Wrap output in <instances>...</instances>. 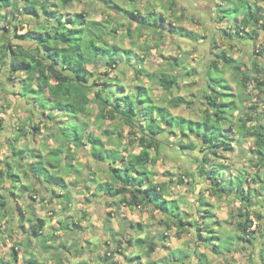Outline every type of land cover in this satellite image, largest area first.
<instances>
[{"label": "trees", "instance_id": "obj_1", "mask_svg": "<svg viewBox=\"0 0 264 264\" xmlns=\"http://www.w3.org/2000/svg\"><path fill=\"white\" fill-rule=\"evenodd\" d=\"M75 1L81 0H0V73L4 68V74L7 75L5 81L0 77V90L19 96L21 99L17 100L21 101L23 107L28 103L30 106L27 111L30 116L36 111L50 120L49 134L56 140V146L42 156L35 149L19 144L22 138L40 131V124L35 123L28 127L22 122L17 125L16 135L10 141L11 161H5V171H0L2 178L7 177L13 189L19 188L23 194L28 192L32 199H35L38 191L35 187V182L38 181L45 189L50 190L52 200L57 198L70 204L73 196L69 185L75 184V181L67 182L65 178L70 175H74L76 179L85 178L83 169L75 161L76 150L87 149L88 156L101 171L107 173L105 178L95 171L87 175L88 183L95 187L94 196L106 197L117 206H150L164 215L167 226L175 225L179 231L194 228L197 243L211 246L217 255L224 254V250L231 252L241 242L248 243L251 247L257 232L256 227H252L254 222L263 217L249 209L252 203L251 192L244 188L249 183L257 182L263 188V193L260 194L264 196V125L258 123L257 118L249 111L239 118L240 123H235L233 111L238 107L232 99L234 95L230 93V84L221 75L219 64L235 69L242 78L244 88L250 82L254 83L257 94H262L264 105V50L254 48L264 31V6L251 0H223L217 4L216 15L212 20L225 25L221 27L220 35L227 36L235 43L247 42L249 49L252 47L250 56L255 61L250 66L246 65L228 55L225 49H218L214 43L209 50L212 59L207 70L208 90L202 101L206 107L200 119L193 120L172 114L165 105L153 99L151 89L139 77L151 76L143 67V57L133 49L118 44L111 33L117 27L124 26L122 20L130 19L132 24H136L137 32H166L188 39L193 44L203 36L172 21L165 24L167 19L161 10H153L148 6L146 13H142L136 7L140 0H124L125 6L115 0H103L105 6L115 12V15L109 14L108 19L101 20L90 18L86 9L71 13L63 11L71 9ZM167 4L165 9L174 10L179 0H168ZM25 16L34 21V26L18 33L23 30L27 21ZM117 17L119 21L116 20ZM114 23L116 26H113ZM126 34L134 38L135 30L128 26ZM209 37V33L204 37L205 43ZM27 41H30L29 45H25L24 42ZM259 58L263 60L262 64L256 61ZM170 65L174 63L171 62ZM128 66L138 73L134 83L124 81L123 69ZM251 72L254 74L251 75ZM158 81L165 91H170L177 84L176 76L166 72L158 76ZM191 102L193 101L178 95L171 97L168 105L179 107ZM11 103L16 104L10 101L7 107ZM91 104L98 107L94 131L90 129L91 124L85 118L90 113ZM257 106L252 104L251 108L257 110ZM262 111L264 113V108ZM2 120L0 118V125H3ZM106 120L119 121V126H126L129 132L135 133L130 145L132 148L138 147L139 150H123L120 145L123 137L121 130L118 127L102 129ZM250 121L254 123L248 125ZM3 128H0V132ZM165 131L174 136L170 144L182 152L202 146L205 154L199 160L197 174L190 164L189 167L184 166V175L194 177L195 183L204 178L209 182L213 193L233 195L245 202L241 206V218L237 221L231 220L237 234L222 235L214 230L211 225L214 223V214L207 209V215H200L201 221H189L180 209L179 200L169 197L168 183L155 179L154 175L157 173L152 167L161 158V146L165 143L160 136ZM233 132L236 133V138L231 137ZM246 137L253 138L254 147L251 152L255 155L257 164L263 166L262 170L252 175L253 177L242 170L236 173L225 172L220 158L226 152L234 151L233 142L239 145L242 138ZM15 168L23 172L24 177L29 180L28 184L20 182V175ZM176 183H184L183 177H179ZM11 194H15L14 191ZM202 198L203 196H197L200 204L205 205ZM7 205L6 199L0 196V218L6 216ZM19 212L21 219L30 223L26 232L37 238L43 236L45 220L40 217L25 218L21 208ZM64 226L66 228L69 223L66 222ZM132 226L141 228L140 223ZM46 240L40 238V241ZM128 242L131 243V239ZM135 242H146L149 248L147 253L153 252L157 247V242L153 240L143 241L137 238ZM17 251V246L11 248V258L7 260L0 257V264H16ZM27 252L23 264H44L33 253ZM193 252L198 259L196 264H210L205 253H200L197 249ZM168 256L175 263L184 264L183 258L189 255L183 250L173 249ZM107 257L111 258L110 255ZM138 257L136 255L135 258ZM250 261L245 264H264V254L259 261L250 253ZM51 264L63 262L59 258L56 263Z\"/></svg>", "mask_w": 264, "mask_h": 264}, {"label": "rangeland", "instance_id": "obj_2", "mask_svg": "<svg viewBox=\"0 0 264 264\" xmlns=\"http://www.w3.org/2000/svg\"><path fill=\"white\" fill-rule=\"evenodd\" d=\"M115 1L125 6L124 0ZM167 1L140 0L136 3V7L142 13H146L148 6L153 10H161L167 19L165 24L172 21L174 24L182 25L188 30L199 33L203 37L198 42L193 44L188 39L176 35L172 36L166 32L161 34L158 31L149 30L137 32L136 24H132L130 19L122 20L121 23L124 26L117 27L116 31L111 34L118 44L133 49L140 57H143V67L151 76L141 75L139 77L143 84L151 89V95L155 101L165 105L172 114L198 120L206 107L202 101L204 93L208 90L207 70L212 59L209 50L212 49L213 44L216 43L218 49H225L228 55L249 66L252 65L251 62L255 61L254 57L250 56V51L253 50L252 47L249 49L247 42L235 43L233 40H229L227 36L220 35L221 27L225 25L214 22L212 17L216 15L217 4L223 0H179V4L174 10L164 8L168 7ZM251 2L264 6V0H251ZM84 9L88 10L90 18L95 20L108 19L109 14L115 15V12L105 6L103 0H95L94 2L89 0L75 1L71 9L63 11L71 13L81 12ZM207 9L208 13L204 11ZM24 19L27 20L24 23V28L18 33L34 26V21L30 18L25 16ZM116 20L119 21V17ZM113 26H116V23ZM128 26L135 30L134 38L127 36L126 28ZM208 33L210 37L206 44L204 37ZM24 43L29 45L30 41ZM254 48L264 50V31L254 44ZM175 58L179 60H174ZM259 59L256 61L262 64L263 60ZM171 62L174 65H170ZM219 66L222 71L221 75L227 79L231 86L230 93L234 95L231 98L235 100L238 107L233 111L235 123H240L239 118L244 117L249 111L254 118H257L258 123L264 125L262 94H257L254 83L250 82L244 88L242 78L235 69L225 67L221 63ZM4 70L3 68L0 73L2 81L7 79ZM123 71L125 83L136 82L135 77L138 73L135 69L128 66ZM165 72L175 75L177 78V84L170 91L163 90L159 85L158 76ZM250 74L253 75L254 73L251 72ZM178 95L193 102L179 107H170L168 100ZM17 99L21 98L11 92L4 93L0 90V105H2L0 118L3 119V125H0V128L4 127L0 132V171L3 172L5 171V161H11V138L16 135L17 125L22 124V122L28 127L38 123L41 130L36 131L35 135L22 138L19 141L20 145L25 144L29 149H35V152L42 156L56 146L55 139L49 134L51 130L50 120L41 116V113H36V111L31 113L32 118H30L31 116L27 111L30 105L27 103L23 107L21 101ZM10 101H14L16 104L12 105L11 103V106L7 107V103ZM5 104L6 106H3ZM252 104L258 105L257 110L251 108ZM97 112L98 107L91 104L90 113L85 116L91 124L90 129L93 131ZM253 123L250 121L248 125ZM114 127H118L123 134L121 148L129 151L132 148L130 143L135 137V133L129 132L126 126H119V121L106 120L102 125V129ZM103 137L105 138V136ZM160 137L164 139L165 144L161 146L163 149L161 158L152 169L157 173L154 175L156 180L168 183L170 187L169 197L179 200L180 209L189 221L195 219L201 221L200 215H207L208 213L205 212L207 209L214 214V223L211 224L214 230L222 233V235L225 233L237 234L238 231L231 220L237 221L241 218L240 210L245 202L233 195L215 194L206 179L201 178L199 183H195L194 177L183 174L184 166L189 167L190 164H192L194 173L197 174V165L204 153L202 146L198 145L193 150L182 152L170 144L174 136L169 131L163 132ZM231 137L236 138V133L233 132ZM232 145L234 151L226 152L224 157L220 158V163L225 167V172L236 173L242 170L252 176L262 170L263 166L257 164V159L251 152L254 147L252 137L242 138L239 145L236 142H233ZM132 149L134 151L139 150L136 146ZM88 151L87 149L76 150L77 160L75 163H79L85 178L76 179L74 175L68 177L67 181H75V184L69 186L73 196L70 204L61 202L57 198L52 200L50 190L45 189L38 181L35 183L38 191L35 199H32L28 192L23 194L19 188L13 189L11 181L5 176L2 178L0 175V196L8 202L6 216L0 218V231H2L0 233V257L10 259L11 248L17 246L19 251H17L16 264H23L25 255L28 254L26 251L33 253L44 264L56 263L59 258L63 264H97L98 262L101 264H150L152 262L179 264V262L172 261V258L168 256L173 249L188 253L189 256L183 258L184 264H196L198 262L193 252L194 249L200 253H205L210 264L250 263V253H253L257 260H261V255L264 254V196L260 194L263 193V188L257 182L249 183L244 188L251 192L252 203L249 209L263 217V219L254 222L252 227H256V239L251 247L250 244L241 242L236 244L231 252L224 250V254L217 255L211 246L197 243L194 228L189 227V231H179L175 225L167 226L164 223V215L150 206H117L106 197L94 196L95 187L92 183H88L87 175L91 171H95L105 178L107 173L99 169L88 156ZM211 160L213 162V159ZM106 166L108 168L107 163ZM50 169L52 170V168ZM15 171L19 173L21 183H29L22 171L16 168ZM92 176L94 178V175ZM179 177H183L184 183H176ZM87 185H90V188H87ZM11 191H14L15 194H11ZM197 196H203L202 199L206 204L201 205ZM19 208L24 212L25 218L40 217L45 220V226L42 230L43 236L40 237L47 239L45 242L40 241V238L30 236L26 232V229L29 230L30 223L21 219ZM66 222L69 223L68 228L64 226ZM137 223L141 224L140 229L132 226ZM21 224L24 226L22 227ZM137 238H141L143 241L153 240L157 242L156 250L147 253L148 244L146 242L136 244ZM129 239H131V243L128 242ZM28 241L29 245L27 246ZM106 255H110L111 258ZM136 255L139 257L135 258Z\"/></svg>", "mask_w": 264, "mask_h": 264}, {"label": "crops", "instance_id": "obj_3", "mask_svg": "<svg viewBox=\"0 0 264 264\" xmlns=\"http://www.w3.org/2000/svg\"><path fill=\"white\" fill-rule=\"evenodd\" d=\"M204 11H206V12H207V11H208V9H207V10H204ZM207 13H208V12H207ZM206 44H207V43H206ZM137 57H138V55H137ZM3 106H4V105H3ZM5 106H6V105H5ZM53 139H54V138H53ZM55 141H56V140H55ZM68 177H69V176H68ZM68 177H66V178H65V179H66V181H67ZM36 182H37V181H36ZM36 182H35V183H36ZM67 182H70V181H67ZM69 186H70V185H69Z\"/></svg>", "mask_w": 264, "mask_h": 264}]
</instances>
